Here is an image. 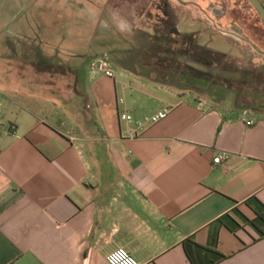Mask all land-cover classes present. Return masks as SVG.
<instances>
[{
	"label": "crops",
	"instance_id": "crops-1",
	"mask_svg": "<svg viewBox=\"0 0 264 264\" xmlns=\"http://www.w3.org/2000/svg\"><path fill=\"white\" fill-rule=\"evenodd\" d=\"M113 69L88 89L97 132H64L24 105L0 133V264H108L116 247L139 264H206L211 250L224 256L217 264H264V237L249 223L250 200L264 205V113L247 114L248 126L241 108ZM163 108L134 136L119 118ZM187 239L201 247L190 246L194 262Z\"/></svg>",
	"mask_w": 264,
	"mask_h": 264
},
{
	"label": "rangeland",
	"instance_id": "rangeland-1",
	"mask_svg": "<svg viewBox=\"0 0 264 264\" xmlns=\"http://www.w3.org/2000/svg\"><path fill=\"white\" fill-rule=\"evenodd\" d=\"M167 34L171 41L193 34L194 44L224 54L232 68L206 67L184 54L179 72L208 71L211 79L187 90L169 75V88L221 108L237 101L247 114L261 113L252 100L264 98V53L258 51L264 52V23L249 0H0V133L25 106L64 132H97L87 94L102 74L91 64L106 57L116 69L158 79L163 52L150 43L156 36L166 41ZM152 92L158 99L173 93Z\"/></svg>",
	"mask_w": 264,
	"mask_h": 264
},
{
	"label": "trees",
	"instance_id": "trees-1",
	"mask_svg": "<svg viewBox=\"0 0 264 264\" xmlns=\"http://www.w3.org/2000/svg\"><path fill=\"white\" fill-rule=\"evenodd\" d=\"M169 26L171 29L170 33L176 31V28L172 24H169ZM160 34L163 35V33ZM166 37V41H161V39L156 36L154 39H152L154 42L150 43L151 48L163 52V56L159 57V59L157 60L158 67L156 68L155 73V75L159 76L158 79H155L157 83L166 85L168 79L171 77L172 81L178 84V88H184L187 90H192V88L199 89L202 85L196 82L200 79H204L209 83L212 74L208 71L196 70L195 76L190 73H181L178 71V66L181 65L179 60L181 58H184V54L193 56L195 61L203 66L212 67L215 69H224L227 72L232 73V68L226 62V56L221 53H213L212 51L204 47L194 44L193 34H190L189 36L176 41H171V35L169 34H167ZM202 51L205 52L202 54ZM165 61H168V63H166ZM169 75L170 77L168 78ZM252 101L254 106L256 105L259 109H261L260 112L264 113V98L260 96L258 98H253ZM235 108H241L240 104L237 101L235 103ZM250 202L254 203L256 217L248 222L258 231L259 237H264V205L256 198H252ZM218 221L224 223L233 231H235L239 227L238 224L227 215L220 217ZM245 221L247 222V220ZM191 244L197 246L189 239L184 241V248L186 250V253L194 262L195 260L191 254L190 249ZM197 247L201 248L200 246ZM211 256V261L206 264H217V262L224 257L222 254L215 250H211Z\"/></svg>",
	"mask_w": 264,
	"mask_h": 264
},
{
	"label": "built area",
	"instance_id": "built-area-1",
	"mask_svg": "<svg viewBox=\"0 0 264 264\" xmlns=\"http://www.w3.org/2000/svg\"><path fill=\"white\" fill-rule=\"evenodd\" d=\"M91 70L103 74L106 77L114 78L115 71L110 65L109 60L104 58H99L91 64ZM122 102V100H121ZM167 114V108L160 109L155 113L143 116L142 118L135 119L132 114L127 111H122L119 118L123 120L127 125L126 132L130 136H134L138 131L142 130L146 125H152L157 123L159 120L163 119ZM239 119L246 125L250 126L254 124V120L247 117V113L243 112ZM134 126H130L131 124ZM223 156L218 154L214 159V163H219L223 160ZM106 260L108 264H139L137 259L124 247H116L111 250L107 256Z\"/></svg>",
	"mask_w": 264,
	"mask_h": 264
},
{
	"label": "water",
	"instance_id": "water-1",
	"mask_svg": "<svg viewBox=\"0 0 264 264\" xmlns=\"http://www.w3.org/2000/svg\"><path fill=\"white\" fill-rule=\"evenodd\" d=\"M249 1L264 23V5L262 4V2L260 0H249ZM258 51L260 53H264L263 51H260V50H258Z\"/></svg>",
	"mask_w": 264,
	"mask_h": 264
},
{
	"label": "flooded vegetation",
	"instance_id": "flooded-vegetation-1",
	"mask_svg": "<svg viewBox=\"0 0 264 264\" xmlns=\"http://www.w3.org/2000/svg\"><path fill=\"white\" fill-rule=\"evenodd\" d=\"M262 2V4L264 5V2L262 0H260Z\"/></svg>",
	"mask_w": 264,
	"mask_h": 264
}]
</instances>
